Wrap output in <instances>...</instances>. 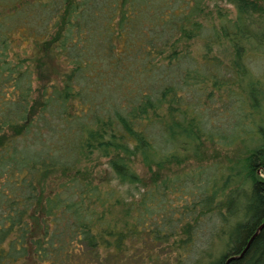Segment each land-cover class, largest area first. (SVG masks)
I'll return each mask as SVG.
<instances>
[{
  "label": "trees",
  "instance_id": "1",
  "mask_svg": "<svg viewBox=\"0 0 264 264\" xmlns=\"http://www.w3.org/2000/svg\"><path fill=\"white\" fill-rule=\"evenodd\" d=\"M78 1L0 0V124L6 126L7 132H3V127L0 128V151L4 152L10 146L22 129L15 119L17 115L9 113L10 106L5 104L2 94L8 91L5 92L7 95H14L15 103L21 106L19 116L25 114V120L27 116L33 114L34 108L44 97L50 81L56 76L60 78V66L56 61V57L59 56L53 49L60 41L69 8ZM129 1L131 6L124 16L127 17L129 14L127 20L130 25L126 26V30L130 31L123 29L122 33H118L121 37L124 35V52L128 53L127 55L132 54L131 57L138 59L146 54L152 58L156 54L158 59L169 62L177 58L179 52L186 49L188 41L193 39L200 40L203 44L204 52L199 56L198 61L200 63L209 62L211 59L209 52L213 46L226 52L227 67L231 72L227 90L228 93L239 98L240 109L246 127L249 128V132L243 135L237 134L231 143L240 145L244 151L243 155L232 166L223 167L212 163L214 169L207 175H202L200 172L205 166L198 165L193 169L159 178L156 174L157 169L163 170L172 165L177 167L188 159L202 157L206 138L194 127L195 118L189 117L186 120L184 111L176 114V109L168 103L149 108L145 106V102L142 104L141 100L136 108L129 109L123 118L109 126L104 125L102 120L93 124L71 120L75 126L72 136L69 137L66 133L63 135L64 139H61L64 146L62 152L69 154L71 164L76 165L86 161L90 156L106 159L110 178L119 184H137L133 189L138 193V198L130 197L127 195L129 191L124 192L117 186H106L104 181L92 180V177L91 180L87 179L86 173H83L84 177L80 176L79 181L87 187H80L73 197L77 199V204L84 214V217L80 216L76 222L79 232L74 238L67 235L68 240L66 238L61 240V245H57L61 250L60 253H56L55 245L51 241L47 244L45 242L46 249L38 246L37 252H31L34 255L32 258L38 261L32 260L29 264H44L45 258L47 259L45 264H75L74 261H78V264H87L90 255L96 259L102 258L100 264H103V261L114 264L123 260L122 256L126 255L127 251L125 248H128L131 242L126 241L122 249L120 245L122 240H113L111 237L123 238L124 235L134 233L148 223L149 217L143 210L150 212L153 208L150 205L144 209L145 205L141 202L145 196H148V199L152 198V201L158 199L156 186L161 179L165 180L161 181L164 183L179 179L180 182L191 181L195 188L188 191L190 194L188 196L190 200L194 198L195 203L176 212L175 222H170L172 230L163 238L155 239L146 233L144 239L147 242L140 239L136 241L142 243L143 249H149L150 246H143V243L152 244L154 248L159 247V243L166 244V249L174 252L172 253L174 262L182 256L179 250L185 249L184 240L188 227L193 222L199 221L204 214H215L218 222L212 225L208 239H205L201 246H197L190 264H223L227 256L235 255L243 248L264 219V71L259 73L260 76L256 75L246 60L248 54L264 55L263 0H199L197 8L200 13L184 15L173 34L162 43H154L150 51L146 50L144 41L142 39L140 41V33L135 34V31L131 30V20H135L143 11H140V6L136 4L137 0ZM143 1L148 4L151 1L160 3L162 0ZM181 1L184 3H180ZM208 1L212 2L213 6L211 15H209L210 10L207 9ZM219 2L232 6L231 17L218 8ZM190 4L189 0H179L178 5L169 15L176 16L180 11L186 10ZM144 9L148 10V7L145 6ZM162 15L163 13L157 14V19ZM151 16V19L145 16L147 21H157L155 15ZM142 34L146 36L145 32ZM25 53L27 54L22 56ZM44 61L50 63L47 69L54 75L51 80L42 74ZM29 75H34V79L41 84L38 99L30 97L33 89L31 92ZM184 78L189 79V74ZM164 92L168 93V91ZM154 122L161 126L181 124L182 131L175 134L171 146L165 150L154 147L142 132L141 128ZM209 145H212L211 142ZM133 154L141 156L146 166L153 168L149 170L147 180L138 179L127 166L128 159ZM66 169L68 171L70 168ZM46 177L43 171H37L32 175L31 200L27 209L20 210L18 219L15 220L17 209H14L12 215L1 211L0 218L6 219L9 223L5 232L6 242H4L5 238L0 242V264H15L17 259H22L19 258L20 255H15V252L23 250L26 244L33 241L29 240L32 238L31 235L37 236L40 217L47 214L49 207L58 200L50 197L52 186L45 185ZM107 177L105 179L109 180ZM158 200L160 201L156 200L155 204L164 212L165 202L163 199ZM161 215L162 213H159L160 217ZM54 219L55 217L52 216L47 224L50 225ZM42 231L46 229L43 228ZM9 234L14 235L7 237ZM133 237L136 238L132 236L131 239ZM169 238H172L170 242L167 241ZM82 242L93 249L87 253H82L83 251L78 249L73 251L68 249L71 245L82 248ZM34 243L38 244V242ZM159 250L149 257V264H164V261L159 263ZM62 253H65V256L61 259ZM15 256L17 259H14ZM78 257L81 259L84 257L86 261ZM112 259L114 260L111 261ZM227 264H264V225L250 240L242 256Z\"/></svg>",
  "mask_w": 264,
  "mask_h": 264
},
{
  "label": "rangeland",
  "instance_id": "2",
  "mask_svg": "<svg viewBox=\"0 0 264 264\" xmlns=\"http://www.w3.org/2000/svg\"><path fill=\"white\" fill-rule=\"evenodd\" d=\"M189 1L191 4L186 10L172 16L169 13L178 5L179 0H162L160 3L151 1L148 4L143 3L146 1L137 0L136 4L140 6L139 9L143 13L135 20H131V30L135 31V34L140 33L139 39L146 44V50L150 51L154 43H162L168 39L180 25L184 15L200 13L197 8L199 0ZM262 4L264 5V0ZM130 6L129 0H79L69 8L60 41L53 49L59 56L56 57V61L60 66V78L56 76L51 80L54 75L47 69L50 63L44 61L41 68L42 74L49 77L51 83L48 84L49 87L46 88L40 103L34 108L33 114L27 116L26 120L25 114L19 116L21 106L15 103L14 95H7L8 91L2 94L3 101L10 106L9 113L17 115L15 119L22 129L12 144L4 152L0 151V216H2L1 211L12 215L14 209H17L16 220L21 214L20 210L28 208L32 191L31 177L37 171H43L46 174L45 185L52 186L50 197L58 198L49 207L47 214L40 217L37 236L31 235L32 238L29 241H33L26 244L23 250L15 252V255H20L19 258L22 257L18 260L15 256L14 259H17L15 264H29L34 260L31 252H37L38 246L46 249V244L50 241L55 245L56 253H60L61 250L57 248V245H61V240L67 235L76 237V233L79 232L76 222L80 216L83 218L84 214L77 204V199L73 197L80 187H87L79 181L80 176L84 177L83 173H86L87 179L91 180L92 177V180L104 181L106 186H117L124 192L129 191L127 195L130 197L138 198V193L133 189L137 184H134L136 186L131 183L119 184L110 178L106 159L90 156L86 161L76 165L71 164L69 154L62 152L64 146L61 142L64 134L68 133L69 137L73 134L75 126L71 120L90 124L102 120L104 125L109 126L123 118L129 109L136 108L141 100L142 104L145 102V106L149 108L164 106L168 103L176 109V114L184 111L186 120L189 117L195 118L194 127L199 129L206 138L202 157L188 159L177 167L172 165L163 170L157 169L156 174L159 178L169 176L171 173L178 174L198 165L205 166L200 172L202 175H207L214 169L212 163L223 167L232 166L243 155L242 147L231 143L237 134L243 135L249 132V128L246 127L239 98L228 93L227 90L231 72L227 67L226 52L213 46L209 52L211 58L209 62L200 63L198 61L199 56L204 52L203 44L200 40L193 39L188 41L186 49L181 50L173 61L158 59L156 54L152 58L146 56L147 54L138 59L133 58L132 54L127 55L128 53L124 52V35L122 37L118 35L123 32V29L130 31L126 30V26L130 25L127 20L129 14L127 17L124 16ZM145 6L148 10L144 9ZM217 6L228 17L232 16L233 8L230 4L219 2ZM207 9L210 10L209 15H211L212 2H207ZM161 13L163 15L157 19L159 16L157 14ZM151 15H155L157 21H147L145 16L151 19ZM144 32L146 36H143ZM246 60L250 69L260 76L259 73L264 71V55L248 54ZM186 74H189V79L184 78ZM33 76L29 75L31 92L33 89L30 97L38 99L41 84ZM2 127L3 132L7 133L6 126L0 124V128ZM141 129L152 145L160 150L170 147L175 134L182 131L181 124L161 126L155 122ZM210 142L212 145H209ZM128 160L127 166L133 174L142 181L147 180L153 168L147 167L144 159L138 154H133ZM66 168L70 169L67 171ZM106 176L109 180L105 179ZM161 181L165 180L161 179L157 183L156 197L165 202L164 212L155 204L156 200H160L155 198L156 200L152 201V198L148 199V196L143 198L141 204L145 205L144 209L150 205L153 208L150 212L143 210L149 217L148 223L143 225V228H138L136 232L124 235L123 238L111 237L113 240H122L120 244L122 249L126 241L131 242L128 248H125L127 251L126 255L122 256L123 260L114 264H149V257H152L161 245L159 263L164 261V264H190L195 249L208 239L212 225L218 222L217 216L212 213L204 214L199 221L190 224L184 240L185 249L179 250L182 256H179L175 262L172 258L174 252L171 249L167 250L164 243H159V247L156 248L152 244L143 243V246L150 245L151 250L150 246L149 249L141 248L142 243L137 242L136 239L146 241L144 239V236H147L146 233L155 239L163 238L172 230L170 222H175L176 212L195 203V199L190 200L188 196L190 195L188 191L195 188L191 181L180 182V179L165 183ZM197 182H200V178ZM159 213H162L161 217ZM52 216L55 219L48 225L47 221L52 219ZM8 223L6 219L0 218V242L6 236ZM43 228L46 231H42ZM13 235L9 234L7 237H13ZM132 236L136 238L131 239ZM169 239L168 242L172 240V238ZM189 246L191 249L188 250ZM69 248L72 251L82 250V253L93 249L84 243L82 248L73 245ZM63 256L65 253H62L61 259ZM68 256H71V252ZM44 260L46 261L44 264L47 263V259ZM81 260L86 261L84 257ZM63 261L65 262V258ZM74 263L78 264V261ZM100 263L102 258L96 259L92 255L87 260V264ZM103 264H108V261H103Z\"/></svg>",
  "mask_w": 264,
  "mask_h": 264
},
{
  "label": "water",
  "instance_id": "3",
  "mask_svg": "<svg viewBox=\"0 0 264 264\" xmlns=\"http://www.w3.org/2000/svg\"><path fill=\"white\" fill-rule=\"evenodd\" d=\"M264 175V174H263ZM264 225V219L258 224V226L256 227L255 231L252 233V235L248 238V240L246 241L245 245L243 246V248L235 255H229L225 258L224 263L223 264H227L229 261L231 260H235L238 259L242 256V254L244 253V251L246 250L250 240L256 235V233L260 230V228Z\"/></svg>",
  "mask_w": 264,
  "mask_h": 264
}]
</instances>
